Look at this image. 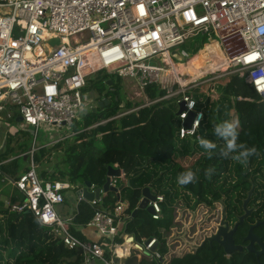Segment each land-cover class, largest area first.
I'll return each mask as SVG.
<instances>
[{
  "label": "built area",
  "instance_id": "obj_1",
  "mask_svg": "<svg viewBox=\"0 0 264 264\" xmlns=\"http://www.w3.org/2000/svg\"><path fill=\"white\" fill-rule=\"evenodd\" d=\"M200 34L217 36H210L195 52L206 49V60H215L218 56L211 46L217 43L223 57L215 68H192L194 55L177 49ZM56 38L58 44L49 43ZM96 73L133 80L139 96L152 84L165 89L166 94L156 100L145 96L142 106L172 98L183 102L185 109L179 114L182 121L191 111L195 116L189 128L182 125L180 136L194 135L203 113L195 111L197 102L190 89L235 73L264 99V0H0V126L5 119L21 116L19 127L35 128L33 146L19 155L27 157L29 168L18 178L4 174V180L24 195V201L10 204L11 209L32 211L67 248L83 255L84 264H124L123 259L135 252L167 264L186 246L183 242L187 237L173 239L176 227L166 244L155 236L138 239L127 230L132 216L123 215L125 203L106 210L99 205L101 199L88 200L80 193L78 202L95 208L87 225L110 243L84 240L72 231L77 214L63 217L57 209L71 184L46 181L39 175L35 160L39 149L69 139L61 137L38 145L40 127H73L87 101L84 91ZM17 130L10 127L8 134L17 135ZM75 134L73 130L69 137ZM7 161H0V174L1 165ZM121 171L120 176H110L111 185L119 186L124 175ZM95 188L92 184L90 190ZM155 196L148 205L153 209L152 218L158 220L163 217L165 197ZM198 212L188 219L178 212L175 221L193 228V218L197 217L202 226L196 227V235L205 234L202 216L206 212ZM194 235L187 233L189 238Z\"/></svg>",
  "mask_w": 264,
  "mask_h": 264
},
{
  "label": "trees",
  "instance_id": "obj_2",
  "mask_svg": "<svg viewBox=\"0 0 264 264\" xmlns=\"http://www.w3.org/2000/svg\"><path fill=\"white\" fill-rule=\"evenodd\" d=\"M206 66L215 68L217 65L213 62L201 63L198 69ZM227 78V88L213 86L211 94H194L197 102L195 111H201L203 118L194 135L181 137L183 121L177 115L180 105L175 98L145 106H142L144 103L133 104L131 101L123 104L113 75L102 74L101 83L112 89L103 95L101 89L100 99L106 98L110 102L98 105L96 110L90 108L82 122L76 121L73 125L76 134L72 138L58 142L57 146L39 149L35 160L40 165V176L46 181H67L75 190L84 187L87 181L96 187H103L108 167L117 165L124 172L119 178V186L124 185L120 199L117 192L108 190L99 202L100 207L113 210L119 203H125L123 215L132 216L127 230L139 239L155 236L164 244L172 227L178 224L175 221L178 212L182 218L188 219L196 211L205 213L215 208L218 201L225 197L232 215L239 213L238 202L246 197L251 186L249 177H252L255 186L254 204L260 199L259 205L264 208V99L243 77L235 74ZM90 86L85 92L91 89ZM145 93L149 101H153L163 97L166 90L152 84ZM135 107L140 108L116 117ZM13 111L18 113L15 107ZM102 121L106 122L96 125ZM225 121L239 123L238 144L257 149L258 154L249 157L247 165L220 155L225 141L214 134V127ZM197 137L213 141L217 148L209 155L199 145ZM27 150L20 145L17 149L7 147L0 154V161L18 155L1 165L3 174L0 178L4 180V174L18 178L29 168L20 163L25 156H19ZM55 150L60 152L56 163L51 162ZM208 168L215 169L210 179L204 174ZM197 169L196 182L185 186L177 184L180 173ZM146 187L154 194L165 197L161 219L152 218L145 209H140L133 216ZM22 201L23 196L13 202ZM94 212V207L82 202L75 222L87 224ZM239 258L235 254L231 258L226 257L218 245H205L192 256L175 258L168 264H243V259L239 261ZM134 259L132 257L129 264H144V259L138 263ZM0 264H84V258L76 249L67 248L61 237L52 228L42 225L32 211L24 209L18 212L12 210L11 205L5 207L0 201Z\"/></svg>",
  "mask_w": 264,
  "mask_h": 264
},
{
  "label": "rangeland",
  "instance_id": "obj_3",
  "mask_svg": "<svg viewBox=\"0 0 264 264\" xmlns=\"http://www.w3.org/2000/svg\"><path fill=\"white\" fill-rule=\"evenodd\" d=\"M210 36H213V38H217V36L214 34L207 35V36L200 34L198 36L190 38L184 44L178 46L177 49H179L180 51L191 52L192 55L195 56V52L199 48L204 46V43L206 41H208V38ZM202 62H203V60H202ZM201 63L198 62L199 65H201ZM181 65H183V64H181ZM229 75H235V73L228 74V75H225V76L220 77V78L218 77L217 79L203 83L200 86H198L197 88L190 89L189 93H191V94L197 93V94L206 96V95L212 93L213 86H217L218 89L220 88V86H224V88H227L229 86V84H228L229 79L227 78ZM113 77L115 78V83L118 84V85H116V87L120 88V95H121V98L123 99V102L131 101L133 104L145 102V96H146L145 93H143L141 96L135 94L136 87H135V83L133 80L121 79L118 81L117 76L113 75ZM91 78H93V79L91 81H89V83H88V87H89V85H91L90 86L91 89L88 92H85L86 90L84 91L86 93L85 97L87 98V101H86V104L84 105V107L80 110V114H79V117L77 119L78 122H82L84 120V118H85L84 116L88 113L90 106L97 107L99 105V103L101 101H103L100 99V94H99L101 89H102V95L104 93H106L107 91L112 89V87H110L109 85H104L101 83V73H96ZM109 84H110V82H109ZM19 126H21V123L17 122L15 119L14 120H7V119L3 120L2 125L0 126V154L2 152H4L7 149V147L17 149V148H19L20 145H24V147H26L27 149H30L33 146L35 128H33V127L21 128ZM10 127H14V131L16 130V128H18V130L16 132L17 135H9L8 134V130ZM73 130H74L73 127L64 126L62 128H58L55 126L42 125L39 129L36 144H38V145L44 144L45 145V144H47V143H49L55 139L61 138V137L72 138L73 136L69 137V135L73 132ZM52 146H57V144L52 145ZM57 152L58 151L55 150V154H53V159H51V162H55V163L58 162V157H60V155H59L60 152L59 153H57ZM14 154H16V152H14ZM16 157H18V155H13L10 159H8V161H10L11 159L16 158ZM20 163L22 164L23 167L28 168V161H26L25 159H20ZM38 169H39V167H38ZM8 186L9 185H6L5 183L0 181V188L2 187L3 189H7ZM64 193L66 195L70 196V198H72V200H73L72 204H74L75 201L78 199L77 191H75L73 189L65 190ZM207 213L208 212H206L204 214V220L207 217ZM201 223L202 222H200V225H201ZM175 227L177 229V233L173 237L174 240L180 239V238H186L187 233H191L193 230L196 229L194 227L191 228V227L187 226L183 222H180V223L173 226V228H175ZM178 230H181V231H178ZM203 237H204V234L200 233L198 236L194 235L193 237H191L190 241H192V242H195V241L199 242L200 241L201 242L203 240ZM176 249H178V247H176ZM187 255L192 256L193 254H191V251H188ZM187 255H182L178 258H183ZM144 264H158V263L155 261L149 262V261L145 260Z\"/></svg>",
  "mask_w": 264,
  "mask_h": 264
},
{
  "label": "flooded vegetation",
  "instance_id": "obj_4",
  "mask_svg": "<svg viewBox=\"0 0 264 264\" xmlns=\"http://www.w3.org/2000/svg\"><path fill=\"white\" fill-rule=\"evenodd\" d=\"M248 181L251 182L250 189L252 187H254L255 189L252 177H249ZM250 189H248L246 197H244L241 202H238L239 213L237 214L235 213L232 215V209L228 210V207L225 203V197L218 201V206L216 205L215 208H211L208 210L207 217L204 220V224H203V229L204 231H206L203 239L205 238V235H211L212 233H215L220 227L223 219L224 207H226L225 219L226 221L229 222L230 228L235 226V224L239 221L240 216H242L246 212L244 207V200L248 197V193ZM253 199H254V191L247 204V208L250 210V212L245 217L244 221L241 224H239L234 234L235 243L243 246L242 251H236L234 254L237 256L239 255L240 257L239 261L243 259L242 260L243 264L264 263V208L260 207L259 205L261 204L260 199L257 200L256 204H254ZM247 235H250V238L252 239L244 240V237ZM251 240H253V248L252 251H248L246 249V246L250 244ZM205 245L214 247L218 244L213 243V245H210L209 243H206ZM258 251H262V253L257 254Z\"/></svg>",
  "mask_w": 264,
  "mask_h": 264
},
{
  "label": "water",
  "instance_id": "obj_5",
  "mask_svg": "<svg viewBox=\"0 0 264 264\" xmlns=\"http://www.w3.org/2000/svg\"><path fill=\"white\" fill-rule=\"evenodd\" d=\"M59 42H60L59 38H56L54 40H50L49 43L54 45V44H58ZM175 54L178 56L180 55V53L177 51L175 52ZM110 83H112V82L110 81ZM108 101H109L108 99H103V101H101L99 103V106H103L104 103H108ZM179 105L180 106H179V109L177 111V115H179L185 109V105L183 102L180 103ZM94 110H96V107H94ZM194 116H195V113L193 111H191L189 117L185 121H183V125L185 127L189 128L193 122ZM17 120L21 121L22 117L19 116L17 118ZM121 172H122L121 169L115 168L113 166H109L108 167V177H107V180H106L103 187H97V188H95L94 191H91L90 189L92 186V182L87 181L85 183L84 187L81 189V191L80 190L78 191V194L82 193L83 196L85 198H87L88 200H93V199H100L102 192L112 190V191L117 192L118 198L120 199V192L123 189L124 185H120L118 187L111 185L110 184V176H113V175L120 176ZM253 191H254V187H252L249 190L248 197L244 200V207H245L246 212L242 216H240V219L235 224V226L230 228L229 222L226 221V219H225L226 218V207H224L223 208V219H222V223H221L220 227L218 228V230L215 233H212L211 235H205V238L201 242V245H199V248L201 246L205 245L206 243H209L210 245H213V243H217L218 246H220L223 249L225 256L229 257V258L234 256V253L236 251H242L243 250L242 245L235 243L234 234H235L239 224H241L244 221L245 217L250 212V210L247 208V204H248V202H249V200L253 194ZM155 198H156L155 194L151 191V189L149 187L144 188L143 197L141 199V202H140L138 208L133 211V216L135 217L140 209H145L149 213H152L153 209L151 206L148 205V203H149V200L155 199ZM250 235H251V233H250ZM250 235L245 236L244 240L252 239V238H250ZM129 240L132 241L133 237H130ZM252 248H253V240H251L250 244L246 246V249L248 251H252ZM260 253H262V251H258L257 254H260ZM204 264H213V263H204ZM259 264H264V263H259Z\"/></svg>",
  "mask_w": 264,
  "mask_h": 264
},
{
  "label": "crops",
  "instance_id": "obj_6",
  "mask_svg": "<svg viewBox=\"0 0 264 264\" xmlns=\"http://www.w3.org/2000/svg\"><path fill=\"white\" fill-rule=\"evenodd\" d=\"M203 63V62H202ZM111 84V83H110ZM135 87H136V85H135ZM136 89H137V87H136ZM145 95H146V93H145ZM141 96V95H140ZM146 97H147V95H146ZM148 98V97H147ZM103 99H106V98H103ZM146 99V98H145ZM109 100V99H108ZM146 101V100H145ZM110 102V100L108 101V103ZM108 103H106V104H108ZM145 103V102H144ZM123 104H124V102H123ZM17 122H19L17 119H15ZM57 144V143H56ZM55 145V144H54ZM29 150V149H28ZM27 150V151H28ZM25 160L26 161H28V159H27V157L25 156ZM28 164H29V162H28ZM28 167H29V165H28ZM38 167H39V165H38ZM122 170V169H121ZM38 172H39V170H38ZM39 175H40V173H39ZM41 177V176H40ZM42 178V177H41ZM43 179V178H42ZM45 180V179H44ZM0 181L1 182H3V183H5L6 185H9L8 187H7V189H3L2 187L0 188V201L1 202H3L4 203V206L6 207V206H8L9 207V205L11 204V203H15V202H13L14 200H18V197H21V196H23L24 197V195L13 185V184H11V183H9L8 181H6V180H3L2 178H0ZM83 188V187H82ZM97 188V187H96ZM69 189H73V188H69ZM69 189H66V190H69ZM73 190H75V189H73ZM75 191H77V195H78V189L77 190H75ZM65 194V193H64ZM103 194H104V192H102V194H101V198H102V196H103ZM14 196H15V198H14ZM14 198V199H13ZM78 198H79V195H78ZM100 198V199H101ZM20 199V198H19ZM73 200H72V198H70V196H68V195H66L65 194V201H64V203H62L61 205H58V207H57V209H58V211H59V213L64 217H68V216H73V215H75V214H77L78 213V211H79V205L81 204V203H79L78 202V199L75 201V203L74 204H72L73 202H72ZM101 201V200H100ZM199 214H202V213H200V212H198ZM197 213V214H198ZM197 216V215H196ZM203 221H204V214H203ZM197 218V217H196ZM193 219H195V218H193ZM197 220L195 219V222H194V228H196L198 225H200V221L197 223L196 222ZM203 224H204V222H203ZM202 225H200V227H201ZM173 228V227H172ZM72 231H73V233H75L77 236H79L80 238H82V239H84V240H90V241H100L101 243H103L104 245L106 244V243H110V239H108V238H106V237H102L99 233H98V231H97V229L96 228H94V227H92V226H89V225H87V224H79V223H77V222H75V218H74V225L72 226ZM197 231L198 230H193L192 232H194V234H195V236H197L196 234H197ZM144 238V237H143ZM139 239V238H138ZM190 239H191V237L189 238L188 236H187V238L185 239V242H183V244H185L186 246L184 247V249L182 250V252L180 253V255H178L177 253H175V256L173 257V258H171V260L168 262V263H170L173 259H175V258H178V257H180V256H182V255H187V252L188 251H191V254H195L196 252H197V250L199 249V246H198V248L196 247V244H199V242H192V241H190ZM119 240V239H118ZM201 245V244H200ZM167 249H168V247H167ZM173 249V248H172ZM163 250V249H162ZM164 250H166V249H164ZM177 251V250H176ZM175 251V252H176ZM165 252H167V250L165 251ZM177 254V255H176ZM135 258L134 259V262H140V261H142L143 259L144 260H146V261H151L149 258H147L146 256H143L141 253L138 255L137 254V252H135V253H132V255L131 256H128V257H126V258H124L123 259V262H124V264H129V260L131 259V258ZM167 263V264H168ZM93 264H96V261H94V263Z\"/></svg>",
  "mask_w": 264,
  "mask_h": 264
},
{
  "label": "clouds",
  "instance_id": "obj_7",
  "mask_svg": "<svg viewBox=\"0 0 264 264\" xmlns=\"http://www.w3.org/2000/svg\"><path fill=\"white\" fill-rule=\"evenodd\" d=\"M198 123V121H197ZM239 123L236 121H225L221 124H218L214 127V134L225 141L224 147L220 150V155L225 159H232L238 161L243 165H247L249 157L257 155V149L255 147L248 148L245 144L239 143ZM199 145L209 152L211 155L212 150L217 148L216 143L211 140H208L204 137H197ZM215 169L208 168L205 170V176L211 178ZM196 171L188 170L182 172L177 176V184L180 186H185L191 183H194L198 179Z\"/></svg>",
  "mask_w": 264,
  "mask_h": 264
},
{
  "label": "bare ground",
  "instance_id": "obj_8",
  "mask_svg": "<svg viewBox=\"0 0 264 264\" xmlns=\"http://www.w3.org/2000/svg\"><path fill=\"white\" fill-rule=\"evenodd\" d=\"M211 49L212 51L218 56L217 59H211V60H206V49L202 50L201 52H199V54L197 56H193L191 58V63H192V68H197L200 67V65L198 64V62H202L203 60V65H206L207 63H210V62H213L215 63L216 65H218V63L221 61L223 55H222V52L219 50V46L217 43H214L212 46H211ZM193 70V69H191Z\"/></svg>",
  "mask_w": 264,
  "mask_h": 264
}]
</instances>
